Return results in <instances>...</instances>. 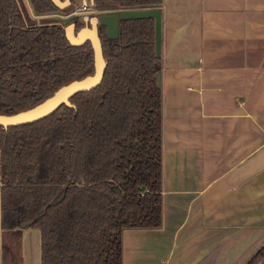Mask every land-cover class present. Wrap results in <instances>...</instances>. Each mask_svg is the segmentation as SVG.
Wrapping results in <instances>:
<instances>
[{
    "label": "trees",
    "instance_id": "obj_1",
    "mask_svg": "<svg viewBox=\"0 0 264 264\" xmlns=\"http://www.w3.org/2000/svg\"><path fill=\"white\" fill-rule=\"evenodd\" d=\"M74 0H70V4ZM109 1H112L111 3ZM35 14L62 10L30 0ZM159 8L161 0H94ZM76 29L83 25L75 20ZM101 82L36 121L0 127L2 264H21L19 230H40V264H123L122 231L162 223V97L152 18L99 30ZM88 41L71 45L57 21L28 23L0 0V113L31 107L93 72ZM246 264H264V244Z\"/></svg>",
    "mask_w": 264,
    "mask_h": 264
},
{
    "label": "crops",
    "instance_id": "obj_2",
    "mask_svg": "<svg viewBox=\"0 0 264 264\" xmlns=\"http://www.w3.org/2000/svg\"><path fill=\"white\" fill-rule=\"evenodd\" d=\"M158 9L162 223L122 231L123 264H246L264 244V0ZM2 232L0 207V264ZM18 235L40 264L39 228Z\"/></svg>",
    "mask_w": 264,
    "mask_h": 264
},
{
    "label": "water",
    "instance_id": "obj_3",
    "mask_svg": "<svg viewBox=\"0 0 264 264\" xmlns=\"http://www.w3.org/2000/svg\"><path fill=\"white\" fill-rule=\"evenodd\" d=\"M58 8H64L70 4V0H51ZM93 3V0H89ZM18 2V0H17ZM87 0H82V4ZM152 18L154 20V46L155 54L160 53L161 19L158 8L148 9H118L115 13H101L100 15L87 16L83 18V25L76 29L75 21L63 26L64 35L71 45H81L88 41L93 51V72L79 79L58 87L51 95L39 103L14 113H0V127L7 128L25 123H30L52 113L61 104L72 107L69 98L79 92L88 91L96 87L102 80L106 61L103 57L100 40V27L108 38H117L119 22L126 19ZM156 83L160 86V74H156Z\"/></svg>",
    "mask_w": 264,
    "mask_h": 264
},
{
    "label": "rangeland",
    "instance_id": "obj_4",
    "mask_svg": "<svg viewBox=\"0 0 264 264\" xmlns=\"http://www.w3.org/2000/svg\"><path fill=\"white\" fill-rule=\"evenodd\" d=\"M87 1L88 3L90 2L89 0ZM18 2L20 4L21 11L23 15L25 16L26 20L28 21V23H35L36 25H39L43 21H57L64 26L67 23L71 21H75V20L82 22L85 16L91 17V16H94L96 13L91 8L87 10H82L81 9L82 1L79 2V0H74L73 3L62 8V10L54 11V12H50L46 14H35L32 9L30 0H18ZM109 2L111 3L112 1H109ZM110 3L105 4L106 8L107 6L110 5ZM118 9L119 7L115 6V4L112 3L111 8H107V11L116 13ZM17 254L19 257V251L17 252Z\"/></svg>",
    "mask_w": 264,
    "mask_h": 264
},
{
    "label": "built area",
    "instance_id": "obj_5",
    "mask_svg": "<svg viewBox=\"0 0 264 264\" xmlns=\"http://www.w3.org/2000/svg\"><path fill=\"white\" fill-rule=\"evenodd\" d=\"M91 5H92V4H91V3H88V1H87L86 3H84V4L81 3V9H82V10H87V9H89V7H90ZM87 18L89 19L90 17L87 16Z\"/></svg>",
    "mask_w": 264,
    "mask_h": 264
}]
</instances>
